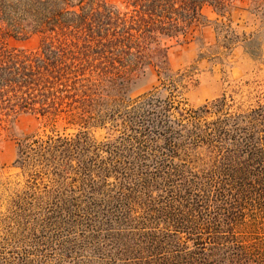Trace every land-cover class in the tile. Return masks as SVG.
<instances>
[{"label":"trees","instance_id":"1","mask_svg":"<svg viewBox=\"0 0 264 264\" xmlns=\"http://www.w3.org/2000/svg\"><path fill=\"white\" fill-rule=\"evenodd\" d=\"M119 1L0 0V37L40 36L33 51L0 47V122L32 113L115 132L18 140L24 180L0 242L20 233L14 243L57 264H264V96L245 106L221 95L179 117L171 95L125 97L151 45L178 42L204 7L221 15L240 0ZM249 2L257 28L216 33L258 61L264 0Z\"/></svg>","mask_w":264,"mask_h":264},{"label":"rangeland","instance_id":"2","mask_svg":"<svg viewBox=\"0 0 264 264\" xmlns=\"http://www.w3.org/2000/svg\"><path fill=\"white\" fill-rule=\"evenodd\" d=\"M119 4V0H106ZM249 0H240L229 13L219 14L210 7H204L199 22L179 39L163 40L151 45L147 55L151 67L145 75L128 85L125 97L135 98L149 91L165 99L171 95L174 101L172 113L179 117L182 109L198 108L221 95H233L235 101L249 105L264 96V46L263 57L258 61L247 59L240 49L224 50L217 36V24L232 22L239 29L251 31L253 19L247 10ZM246 25H249L246 27ZM264 38V31L262 32ZM40 42V36L29 33L26 38L0 37V47L33 51ZM167 76H171L172 83ZM86 133L97 143H102L115 132L111 125L100 126L71 121L68 117H40L32 113H20L12 119L0 122V238H5L10 228L2 218L8 214L6 201L12 191L19 188L24 180L15 166L17 141L29 136L51 132L72 134ZM6 189H9L6 191ZM14 232V229L12 230ZM37 236L40 231L35 232ZM24 238L13 234L12 242H0V264H57L54 258L45 257V249L38 246H23L14 243ZM28 241V240H26ZM3 246V247H2ZM38 247V248H37ZM23 249H25L24 253Z\"/></svg>","mask_w":264,"mask_h":264}]
</instances>
